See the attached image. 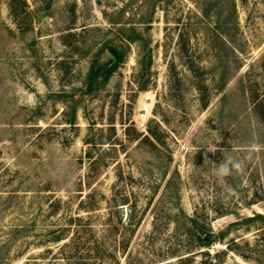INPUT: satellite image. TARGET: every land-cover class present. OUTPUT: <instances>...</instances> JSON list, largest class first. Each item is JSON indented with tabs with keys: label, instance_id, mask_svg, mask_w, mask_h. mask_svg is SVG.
<instances>
[{
	"label": "rangeland",
	"instance_id": "1",
	"mask_svg": "<svg viewBox=\"0 0 264 264\" xmlns=\"http://www.w3.org/2000/svg\"><path fill=\"white\" fill-rule=\"evenodd\" d=\"M27 1L0 0V264H264V0Z\"/></svg>",
	"mask_w": 264,
	"mask_h": 264
},
{
	"label": "trees",
	"instance_id": "2",
	"mask_svg": "<svg viewBox=\"0 0 264 264\" xmlns=\"http://www.w3.org/2000/svg\"><path fill=\"white\" fill-rule=\"evenodd\" d=\"M8 9L10 15L13 17L16 23H19L21 19L28 18L31 16L32 11L27 0H8ZM126 41H134L133 39L126 38ZM127 52L123 49L122 45L112 42V45L108 48L106 53L107 61L100 63L99 61L96 64H93L91 67L92 76L101 75L105 80L109 79L125 62ZM65 202L61 199H56L50 202L51 208L54 211H58V208ZM260 216V215H258ZM132 219H130V225L132 226ZM190 222V233L197 239V244L200 248L211 247L215 242V234L209 228L208 224L201 223L196 217L189 218ZM72 228L74 230H72ZM74 231L72 237H70V244L72 246H78L82 241L85 240V237L90 232L88 226H83V219L79 216H71L67 226L65 228H56L49 231V235L52 236V241L56 244L63 242L67 237L68 232ZM64 246H70L64 245ZM71 247V246H70ZM71 258L69 257V260ZM1 260V259H0ZM1 264H10L9 259H3Z\"/></svg>",
	"mask_w": 264,
	"mask_h": 264
},
{
	"label": "clouds",
	"instance_id": "3",
	"mask_svg": "<svg viewBox=\"0 0 264 264\" xmlns=\"http://www.w3.org/2000/svg\"><path fill=\"white\" fill-rule=\"evenodd\" d=\"M257 147L256 144H252L248 148L247 155L242 158H233L228 156L224 158L218 165H216L215 175L217 178L223 180L229 176L235 174H244L246 171V162L251 159L252 151ZM212 152H215L213 150Z\"/></svg>",
	"mask_w": 264,
	"mask_h": 264
},
{
	"label": "built area",
	"instance_id": "4",
	"mask_svg": "<svg viewBox=\"0 0 264 264\" xmlns=\"http://www.w3.org/2000/svg\"><path fill=\"white\" fill-rule=\"evenodd\" d=\"M136 125L139 130L146 132L148 128V117L147 114L142 112L137 118Z\"/></svg>",
	"mask_w": 264,
	"mask_h": 264
}]
</instances>
